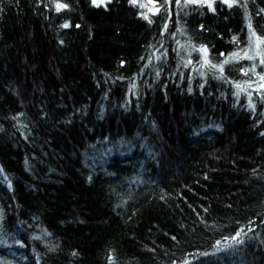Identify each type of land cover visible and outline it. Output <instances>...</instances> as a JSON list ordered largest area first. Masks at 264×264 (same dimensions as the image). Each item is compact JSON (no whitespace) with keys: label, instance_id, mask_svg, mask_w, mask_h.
<instances>
[{"label":"trees","instance_id":"16d2710c","mask_svg":"<svg viewBox=\"0 0 264 264\" xmlns=\"http://www.w3.org/2000/svg\"><path fill=\"white\" fill-rule=\"evenodd\" d=\"M171 7L0 0V264H264V0Z\"/></svg>","mask_w":264,"mask_h":264},{"label":"rangeland","instance_id":"374dc122","mask_svg":"<svg viewBox=\"0 0 264 264\" xmlns=\"http://www.w3.org/2000/svg\"><path fill=\"white\" fill-rule=\"evenodd\" d=\"M93 3V0H91ZM109 0H97V3L94 5H104ZM147 1H150L149 3ZM217 0H135V3L138 10L145 14V16H155L158 13H169L170 3H172V7L174 10L176 8H184L189 5H206L211 6ZM226 4L231 3H241L245 0H219ZM200 58L205 57L204 53L199 54ZM262 56H264V48H260V42H258L253 36L248 38L246 47L243 50L238 51L237 53H233L228 58L225 59V62L235 61L238 59H254L257 58V61L260 63L262 60ZM259 83L257 87L261 88L264 91V69L262 70L261 75L259 76Z\"/></svg>","mask_w":264,"mask_h":264},{"label":"snow or ice","instance_id":"6c2138e0","mask_svg":"<svg viewBox=\"0 0 264 264\" xmlns=\"http://www.w3.org/2000/svg\"><path fill=\"white\" fill-rule=\"evenodd\" d=\"M133 3H135V0H132ZM93 3L96 4L97 0H93ZM65 7V5H61V4H57V9L59 10L60 8ZM68 25H64V27H67ZM249 27L251 28V25H249ZM253 36H255V33L253 32ZM259 39V38H257ZM261 43H264V40L260 41Z\"/></svg>","mask_w":264,"mask_h":264},{"label":"water","instance_id":"95a60500","mask_svg":"<svg viewBox=\"0 0 264 264\" xmlns=\"http://www.w3.org/2000/svg\"><path fill=\"white\" fill-rule=\"evenodd\" d=\"M148 3L150 2V1H147ZM150 4V3H149Z\"/></svg>","mask_w":264,"mask_h":264}]
</instances>
